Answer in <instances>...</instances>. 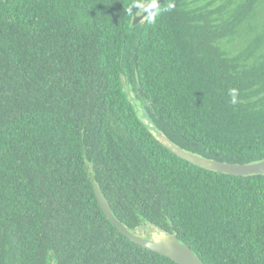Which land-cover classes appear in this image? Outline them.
Returning <instances> with one entry per match:
<instances>
[{
	"label": "trees",
	"instance_id": "1",
	"mask_svg": "<svg viewBox=\"0 0 264 264\" xmlns=\"http://www.w3.org/2000/svg\"><path fill=\"white\" fill-rule=\"evenodd\" d=\"M132 3L0 0V264H176L93 183L138 236L264 264V174L179 158L137 110L192 154L264 160V0H164L135 26Z\"/></svg>",
	"mask_w": 264,
	"mask_h": 264
},
{
	"label": "water",
	"instance_id": "2",
	"mask_svg": "<svg viewBox=\"0 0 264 264\" xmlns=\"http://www.w3.org/2000/svg\"><path fill=\"white\" fill-rule=\"evenodd\" d=\"M157 2L161 4L164 2V0H157ZM142 15L146 17L148 13L145 12ZM142 15L139 13L138 9H136L132 20L133 26L137 25L144 19L142 18ZM155 136L158 138L161 144L173 154L196 166L233 176L264 174V160L253 163H231L214 159H206L183 150L181 147L172 143L160 132H156ZM90 180L91 182H94L92 174H90ZM93 189L103 213L110 220V222L128 239L132 240L134 243L145 249L173 260L176 264H203L201 259L195 255L187 245L180 243L173 234L167 231L152 229L146 232L145 237L138 236L128 231L126 227H124L113 217L103 194L94 183Z\"/></svg>",
	"mask_w": 264,
	"mask_h": 264
},
{
	"label": "clouds",
	"instance_id": "3",
	"mask_svg": "<svg viewBox=\"0 0 264 264\" xmlns=\"http://www.w3.org/2000/svg\"><path fill=\"white\" fill-rule=\"evenodd\" d=\"M136 8L141 13V15L145 12L148 13L146 19L149 23H155L156 17L160 14L159 3L157 0H133V3L129 5L127 12L129 15H133L132 9ZM142 18H145L142 15ZM232 96V103H236V90L233 89L230 93Z\"/></svg>",
	"mask_w": 264,
	"mask_h": 264
},
{
	"label": "rangeland",
	"instance_id": "4",
	"mask_svg": "<svg viewBox=\"0 0 264 264\" xmlns=\"http://www.w3.org/2000/svg\"><path fill=\"white\" fill-rule=\"evenodd\" d=\"M127 91H128V93H130L129 89H128ZM130 96H132V93H130ZM137 110H138L139 114L142 116L144 123L147 124L148 128L152 131V133L156 135V131H155V130H154V129H153V128H152V127L146 122V120H145V118H146V113H145V111L141 108V106H139V107L137 108ZM143 227H144L145 230L151 228V227H150L149 225H147V224L144 225Z\"/></svg>",
	"mask_w": 264,
	"mask_h": 264
}]
</instances>
